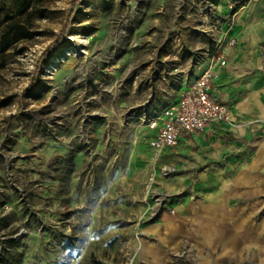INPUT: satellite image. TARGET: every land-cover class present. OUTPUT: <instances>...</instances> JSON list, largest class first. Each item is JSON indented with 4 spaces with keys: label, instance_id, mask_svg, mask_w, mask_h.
<instances>
[{
    "label": "rangeland",
    "instance_id": "1",
    "mask_svg": "<svg viewBox=\"0 0 264 264\" xmlns=\"http://www.w3.org/2000/svg\"><path fill=\"white\" fill-rule=\"evenodd\" d=\"M260 1L33 0L46 18L0 62V264L132 259L165 196L140 119L180 102Z\"/></svg>",
    "mask_w": 264,
    "mask_h": 264
},
{
    "label": "crops",
    "instance_id": "2",
    "mask_svg": "<svg viewBox=\"0 0 264 264\" xmlns=\"http://www.w3.org/2000/svg\"><path fill=\"white\" fill-rule=\"evenodd\" d=\"M237 20L212 82L229 122L162 154L161 168L177 172L158 180L166 203L133 243V264H264V0Z\"/></svg>",
    "mask_w": 264,
    "mask_h": 264
},
{
    "label": "built area",
    "instance_id": "3",
    "mask_svg": "<svg viewBox=\"0 0 264 264\" xmlns=\"http://www.w3.org/2000/svg\"><path fill=\"white\" fill-rule=\"evenodd\" d=\"M236 40H230L229 46L236 45ZM225 54L214 57L210 67L205 70L198 79L194 80L180 102L166 108L161 114L152 117L145 116L141 122L148 131L153 132L149 139V145L159 160L162 154L170 148H175L180 138L185 133L203 132L215 124L229 122L230 112L227 106L216 100L212 95V82L217 78L214 67L225 66ZM162 175L171 177L177 172L174 166L164 165ZM161 206L155 216L161 211L166 203V197L158 199ZM175 213L174 210H170ZM188 253L185 248L175 255L183 257ZM129 259L127 264H132Z\"/></svg>",
    "mask_w": 264,
    "mask_h": 264
},
{
    "label": "trees",
    "instance_id": "4",
    "mask_svg": "<svg viewBox=\"0 0 264 264\" xmlns=\"http://www.w3.org/2000/svg\"><path fill=\"white\" fill-rule=\"evenodd\" d=\"M224 0H214L218 6ZM249 0H233L236 5L232 11L237 13ZM48 9L36 7L33 0H4L0 7V62L12 56L19 44L29 40L32 36L29 26L30 19L36 13L41 19L46 18ZM93 264H107L101 260L93 259Z\"/></svg>",
    "mask_w": 264,
    "mask_h": 264
}]
</instances>
